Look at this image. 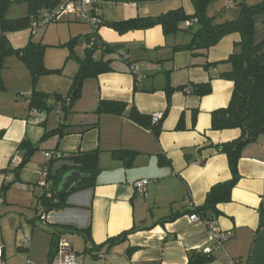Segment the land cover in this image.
<instances>
[{"label":"crops","instance_id":"obj_1","mask_svg":"<svg viewBox=\"0 0 264 264\" xmlns=\"http://www.w3.org/2000/svg\"><path fill=\"white\" fill-rule=\"evenodd\" d=\"M232 3L234 6L230 7ZM241 3L240 0L224 2L219 12H223L225 5L228 12L219 16L211 9V4L207 14L217 18L219 23L233 21L239 16ZM177 10L190 17L195 15L192 0H95L91 15L100 17L103 22L120 23L158 18ZM49 25L35 35L31 27L10 34L12 46L23 49L33 41L47 46V53L51 48H59L93 32L92 27L77 16H64ZM98 37L117 47V51L106 58L113 60L114 71L85 80L72 106L68 100L75 92L74 78L79 71L80 57L73 62L75 73L69 75H65L63 67H49L45 61L47 69L62 72L42 76L36 84L19 59L3 67L1 76L5 90L0 91V248L3 258L0 264H51L54 234L58 239L66 238L74 251L76 246L85 253L96 248L90 253L95 259L104 250L118 252L121 258L114 259L119 264H188L190 253H202L212 247L208 228L191 222L192 214L185 212L203 206L214 185L232 178L227 156L218 153L213 146L232 142L241 132L212 130V113L227 108L231 101L234 84L221 76L231 69L227 61L241 36L229 35L200 55L175 51L176 46L190 42V35L181 32L166 37L160 26L126 33L102 27ZM207 63L212 65L208 69ZM134 67L137 69L133 70ZM207 83L212 88L209 95L188 93L193 85ZM168 88L173 90L170 103ZM31 92L49 95L41 108L34 107L41 112L39 118L31 116L32 107L23 97ZM53 96L68 101L66 114L61 115L52 105ZM63 100H59V105ZM101 102H117L125 104L126 108L122 114L99 115L97 108ZM133 109L150 117L162 114L159 135L134 122L130 118ZM179 123L181 129H177ZM60 127L64 132L62 137L53 135L42 139ZM25 141L29 146L21 147ZM26 149L36 152L19 170L16 181L21 182L24 189L27 185L34 188V192L29 191L33 193L36 206L35 196H41L42 183H39L43 180L38 168L44 167L39 164L43 158L45 166L48 164L45 153L67 156L100 152V171L94 188L72 192L68 198L70 208L48 212L51 220L46 223L48 228H37L39 217L26 226L25 220L17 214L24 197L7 192L11 187L24 190L7 182L5 176L10 161L14 157L23 160ZM115 151L130 154L119 159ZM65 164L63 159L49 163L51 176ZM238 169L240 180L233 190L232 201L219 206L222 215L216 219L228 240L213 257L222 253L226 264L228 259L238 260V264H264V135L243 149ZM141 180L149 181L147 197L137 196L135 183ZM47 182V190H51L53 182ZM174 214L182 215L175 221L158 223ZM131 230L135 232L125 242L113 247L107 244L111 238ZM84 231L90 238L88 241L82 235ZM25 236L31 238L30 247L23 243ZM71 236L74 237L68 240Z\"/></svg>","mask_w":264,"mask_h":264},{"label":"trees","instance_id":"obj_2","mask_svg":"<svg viewBox=\"0 0 264 264\" xmlns=\"http://www.w3.org/2000/svg\"><path fill=\"white\" fill-rule=\"evenodd\" d=\"M195 6V15L193 17L187 16L184 11L177 10L169 12L158 18L151 19H135L120 23L103 22L102 27H108L116 30L119 33H126L134 30L150 29L160 26L163 29L166 37L177 35L181 32L190 35V42L186 45H178L174 48L175 51H188L192 55H200L208 52L211 48L217 46L221 40L232 34H239L241 41L235 47V51L229 57L227 63L231 69L222 74V78L234 84V90L231 101L227 108L214 111L212 113V130L225 131L237 129L241 132L238 139L213 146L220 154L227 156L229 167L232 173V178L226 182L214 185L207 193L205 204L201 207H194L186 213L196 214L203 220H214L219 218L222 213L219 210L220 205L228 204L232 201V193L237 186L239 176V161L241 159L242 151L245 147L256 143L259 138L264 135V40L261 42L255 41V18L258 14L264 13V1L258 5L249 6L244 2L240 4L239 16L236 20L219 23L217 18L210 17L207 14L209 6L214 0H192ZM60 0H0V91L5 90V84L2 80V70L4 62L11 56L17 57L30 71L34 84L42 76L61 74L62 70H49L45 65V54L47 46L30 41L23 49H15L9 39V35L16 32L28 30L33 21L39 18V15L48 9L55 8ZM25 4L28 9V14L25 17L18 19H11L7 17V13L12 5ZM197 19V24L187 26V22ZM80 38H74L68 45L73 46L75 41ZM94 41V50L89 51L85 49V54L82 59H79V71L74 78V89H80L81 84L90 78L98 77L101 74L114 71L112 67V59H106L107 56L117 51L116 46L108 45L102 42L97 33H90L85 36V45ZM98 52L99 56L94 57V52ZM212 65L206 64L208 69ZM137 77V76H136ZM137 79V78H136ZM184 90L185 88H179ZM211 84L193 85L191 94L199 96L209 95L211 93ZM173 90L167 89V99L170 103ZM30 106L41 108L49 98V95L42 96L35 92H31ZM79 95V94H78ZM52 105L60 107L62 114L67 113L69 105L68 101L74 102L72 96L70 100H66L61 96H53ZM59 100L63 102L59 105ZM67 102V103H66ZM35 108V109H36ZM126 108L125 104L117 102H101L97 108V114H122ZM130 118L148 128L150 131L159 135L161 132V122L153 124L150 116L140 114L133 109ZM177 129H181L179 123ZM2 134H0L1 136ZM53 135H64L62 127L47 133L43 136V140L48 139ZM28 142H23L21 147L29 146ZM36 152L35 149H26V155L19 170L24 168L27 161ZM56 153V152H55ZM116 158H123L128 151L113 152ZM127 153V154H126ZM60 154V153H59ZM124 154H126L124 156ZM99 151L93 152H78L72 155L63 156L60 154L59 159H63L65 164L55 176H51L48 168L49 177L47 181H52L51 190H46L44 195L35 196L36 201L40 202L44 210L49 212L61 211L70 208L68 203L69 196H62L58 194V188L63 177L69 172L78 171L84 175H88L79 185L74 189L75 192H82L94 188L95 181L100 171L99 167ZM57 159H52L51 162ZM49 162V163H51ZM49 163L47 165H49ZM17 171V176L18 172ZM50 194L48 196L47 194ZM182 214H174L168 218L160 220L158 223L166 224L175 221ZM83 237L88 241L90 239L84 231ZM134 230L124 232L116 238H111L107 244L110 247L123 243L128 236L134 233ZM59 239L54 234L52 242L54 257L57 243ZM96 248L89 251L91 254ZM133 249L129 251L132 252ZM96 257V256H95ZM213 261V256H208L203 253H190L188 264H209Z\"/></svg>","mask_w":264,"mask_h":264},{"label":"built area","instance_id":"obj_3","mask_svg":"<svg viewBox=\"0 0 264 264\" xmlns=\"http://www.w3.org/2000/svg\"><path fill=\"white\" fill-rule=\"evenodd\" d=\"M95 0H60L59 4L52 9H48L43 11L39 18L34 21L32 24L30 30L32 35H35L38 33V31L51 23L57 22L60 17L62 16H77L80 17L85 23L89 24L92 29L93 33H97L102 24V19L100 17H94L91 15V7L94 5ZM234 4H230V7H233ZM197 19L192 20L190 22H187V26L190 27L192 24H197ZM94 41L92 40L91 43L84 45V49H88L89 51L94 50ZM99 56V53L96 51L94 52V57L96 58ZM137 68L134 67L133 70H136ZM31 93L23 94V97L26 98L27 102L30 104L31 99ZM59 110V113H62V109L60 107L57 108ZM31 116L33 118H39L41 116V112L35 108L31 110ZM163 119L162 114H154L151 117V122L153 124H158ZM45 157L47 159V162H51L52 159H59L60 154L55 152H47L45 153ZM23 160H21L18 157H14L7 168L6 172V181L15 185L18 189H24L25 186L19 182L16 181V175L17 171L19 170L20 166L22 165ZM38 175L42 176L46 179V183L41 185L42 189V196L45 191L47 190L48 182L47 179L49 177L48 172V165L42 167L38 171ZM148 185L149 181L147 180H141L135 183V189L137 196L140 197H147L148 196ZM31 191L34 192V188H31ZM50 196V194H47ZM38 210H40L42 213L39 216L40 221L44 223H48L50 220V217L43 211V207L40 202L36 201ZM191 222H199L205 225L210 234V238L212 241V247L207 248L203 250V254L212 256L214 252H217L223 248L224 243L228 240L226 234L222 231L219 224L217 223V220H203L198 215L192 214L190 216ZM24 245L25 247H30L31 245V238L29 236H25L24 238ZM3 258V249L0 248V259ZM229 264H238V260H232L229 259ZM51 264H82L79 261L78 255L75 253L74 249L71 247V244L67 241L66 238L60 237L59 241L57 243V248L54 254V257L52 258Z\"/></svg>","mask_w":264,"mask_h":264},{"label":"rangeland","instance_id":"obj_4","mask_svg":"<svg viewBox=\"0 0 264 264\" xmlns=\"http://www.w3.org/2000/svg\"><path fill=\"white\" fill-rule=\"evenodd\" d=\"M227 1H229V3H231L234 0H214V2L212 3L211 9L213 11H215V13H217L218 16L220 14H222L223 12H224V14H226L228 12L227 10L229 9L228 6H226V5L224 6L225 9L221 10V11H223L222 13H220L219 11H220L222 5H224V2L226 3ZM240 1L242 3L243 2L247 3L249 6H254V5H258V4L262 3L264 0H240ZM213 6H215V8ZM237 8H239V7H237ZM27 11H28V9H27L25 4H23V3L22 4H15V5H12L10 7V9L7 13V17L11 18V19H18V18L24 17L26 15V13L28 14ZM63 17L64 16H62V18ZM255 19H256L255 20V41L261 42L264 40V13L258 14ZM59 23H60V21H59ZM52 25H54V24H52ZM60 26H63V25H60ZM46 28L47 27H42L41 30H43V29L45 30ZM41 35L42 34L40 33L39 36H41ZM85 36L86 35L81 36V38L79 40L75 41L74 45L71 47L68 44H66V45L63 44V46H59V48L49 49V51L45 54L46 64L49 67H55V65L56 66L58 65L59 69H62V67H63V71H65V75H69L68 73H75V63H73V62H75L77 60L76 59L77 56L80 57V59H82L84 57L85 50L83 48V45H85ZM59 45H62V44H59ZM49 58H50V60H48ZM15 59H18V58L15 56H11V57L7 58L4 62L5 67H6V65L9 64V62H12V60H15ZM68 60L70 62L68 64H66V62H68ZM49 61L51 64L49 63ZM10 85H11L10 90H12V87H13L12 83H10ZM19 98H20L19 100L22 101L23 97L21 95L19 96ZM41 161L42 162L39 165L43 164L45 166V159L43 158V160H41ZM39 165H37V166H39ZM36 168L37 167H35V169ZM38 169H40V167ZM41 183L45 184L46 179L43 178L42 182H40L39 185H41ZM31 188H32V186L27 185L26 189H24L23 191H19L15 187H11L7 191V192H16L18 195L24 197V199H22L20 202V207H18V210H17L18 213L17 214L19 215V217H21L22 219L25 220L26 226H29L28 224H30V221H32L34 218L36 221L37 217H39L42 213L40 210H38V207L35 204H33V199H34L33 193H31L29 191ZM11 194H13V193H11ZM21 194H23V195H21ZM26 219H29V221L27 222ZM36 224H37L38 229H42L43 227H45V228L49 227L48 224H46L40 220H37ZM72 237H74V236L69 237L68 240L69 239L71 240ZM77 249L78 248L76 246L75 251L79 252L78 256H79L82 264H119L115 259L121 258L120 254L117 251H116L117 253L113 254V252L106 253V250H104V252H102V255L99 254V258L95 259L94 257H92V255L90 253H88V252L85 253V252H83V250H77ZM213 254H212V256H213ZM221 254H218L217 256L214 255L213 261L210 262L209 264H226L224 259L221 257ZM228 261H230V260L228 259ZM228 264H229V262H228Z\"/></svg>","mask_w":264,"mask_h":264},{"label":"water","instance_id":"obj_5","mask_svg":"<svg viewBox=\"0 0 264 264\" xmlns=\"http://www.w3.org/2000/svg\"><path fill=\"white\" fill-rule=\"evenodd\" d=\"M72 98H78V89L75 90ZM86 177H88V175H84L78 171L69 172L63 177V180L58 189V194L62 196H70L74 189L79 185V183L82 182V180ZM48 212L49 211L45 210L46 214H48Z\"/></svg>","mask_w":264,"mask_h":264}]
</instances>
